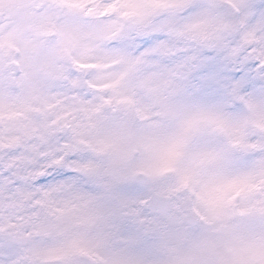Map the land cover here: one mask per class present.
<instances>
[{"label": "snow or ice", "instance_id": "6c2138e0", "mask_svg": "<svg viewBox=\"0 0 264 264\" xmlns=\"http://www.w3.org/2000/svg\"><path fill=\"white\" fill-rule=\"evenodd\" d=\"M0 264H264V0H0Z\"/></svg>", "mask_w": 264, "mask_h": 264}]
</instances>
